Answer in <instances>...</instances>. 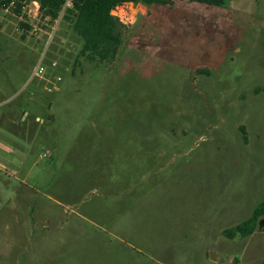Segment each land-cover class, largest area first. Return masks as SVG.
<instances>
[{"label":"rangeland","instance_id":"1","mask_svg":"<svg viewBox=\"0 0 264 264\" xmlns=\"http://www.w3.org/2000/svg\"><path fill=\"white\" fill-rule=\"evenodd\" d=\"M112 13L97 65L0 12V264H263L264 0Z\"/></svg>","mask_w":264,"mask_h":264},{"label":"trees","instance_id":"2","mask_svg":"<svg viewBox=\"0 0 264 264\" xmlns=\"http://www.w3.org/2000/svg\"><path fill=\"white\" fill-rule=\"evenodd\" d=\"M12 0H0V12H4ZM16 6L13 13L20 15L22 7L31 0H15ZM67 0H38L40 5L41 18H50L49 23H54L63 12ZM73 5L66 8L62 19L68 23L70 30L78 37L82 43L78 53L79 59H85L89 63L101 65L116 58L123 42V29L125 25L120 18L113 15V11L120 5L128 2L141 4L169 5L171 0H72ZM209 5L220 6L229 0H190ZM27 18V16L25 15ZM27 30L32 27L27 23H21ZM24 37V36H23ZM244 141L247 142L245 128L240 127ZM264 218V199L256 206L252 216L225 230L224 233L229 238L240 236L246 238L252 235L258 228L259 220ZM264 264V263H263Z\"/></svg>","mask_w":264,"mask_h":264},{"label":"built area","instance_id":"3","mask_svg":"<svg viewBox=\"0 0 264 264\" xmlns=\"http://www.w3.org/2000/svg\"><path fill=\"white\" fill-rule=\"evenodd\" d=\"M31 2L33 3V5H34V7L33 8H31V6H29L30 4L28 3V4H25L23 7H22V12H21V14L19 15V16H21V17H24L25 15L27 16V18H29V17H33V18H35V19H37L38 21H42V22H46L47 24L50 22V18L49 17H46V18H41V16H40V10H39V8H40V5H39V2H38V0H31ZM72 5H73V1L72 0H67L66 1V4H65V6H64V9H63V12L61 13V15L59 16V18L58 19H56L55 21H54V23L53 24H58L60 21H61V19H62V15H63V13H64V10L66 9V8H70V7H72ZM15 6H16V1L15 0H12L11 1V3H10V5L5 9V11L4 12H7V13H10V12H12L13 13V8H15ZM15 14V13H14ZM16 15V14H15ZM123 18V17H122ZM23 19V18H22ZM121 19V18H120ZM29 25H32L31 23H28ZM32 30H33V26H32ZM44 72V69L42 68V67H39L37 70H36V72H35V74L34 75H40V74H42Z\"/></svg>","mask_w":264,"mask_h":264},{"label":"flooded vegetation","instance_id":"4","mask_svg":"<svg viewBox=\"0 0 264 264\" xmlns=\"http://www.w3.org/2000/svg\"><path fill=\"white\" fill-rule=\"evenodd\" d=\"M261 224L263 223V221L262 222H260Z\"/></svg>","mask_w":264,"mask_h":264},{"label":"crops","instance_id":"5","mask_svg":"<svg viewBox=\"0 0 264 264\" xmlns=\"http://www.w3.org/2000/svg\"><path fill=\"white\" fill-rule=\"evenodd\" d=\"M37 119H39V118L37 117Z\"/></svg>","mask_w":264,"mask_h":264},{"label":"water","instance_id":"6","mask_svg":"<svg viewBox=\"0 0 264 264\" xmlns=\"http://www.w3.org/2000/svg\"><path fill=\"white\" fill-rule=\"evenodd\" d=\"M130 3H132V2H130Z\"/></svg>","mask_w":264,"mask_h":264}]
</instances>
